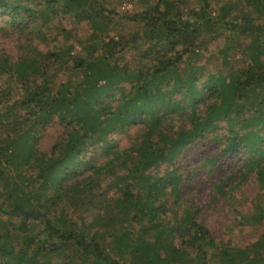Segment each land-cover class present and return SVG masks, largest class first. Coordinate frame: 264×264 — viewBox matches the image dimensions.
<instances>
[{"label":"trees","instance_id":"trees-1","mask_svg":"<svg viewBox=\"0 0 264 264\" xmlns=\"http://www.w3.org/2000/svg\"><path fill=\"white\" fill-rule=\"evenodd\" d=\"M247 4L254 7L252 13L242 9L214 17L205 2L184 18L174 0H157L152 6L155 13L147 9L129 17L147 24L140 37L147 46L137 65L129 68L117 61L136 40L99 37L90 43L86 56L70 57L69 67L80 74L75 80L55 83L48 72L50 65L59 63L60 52H51L49 61L41 55L14 63L0 55V75L7 71L9 78L29 85L9 107L24 109L21 123L27 125L17 130L18 137L3 144L9 152L6 163L23 181L33 180L37 185L29 193L17 186V200L8 210L0 207V215L8 222L18 218L17 224L7 226L20 231L28 219L45 224L43 236L24 235L18 241L6 226L0 232V264H40L39 252H57L62 243L92 255L91 264H264V233L243 248L229 247L197 221L201 205L183 199L193 190L192 173L176 162L189 146L208 141L216 152L205 157L207 163L213 165L224 155L239 156L244 164L241 176L255 170L264 187V0H247ZM61 6L73 10L77 20L93 21L100 28L95 20L104 7L97 0H0V13L24 28L34 25L39 15L47 19L58 14ZM205 29L222 30L226 41L239 45L246 65L230 73L204 74L190 62L180 69L191 47L196 55L193 45ZM123 83L128 84L127 90ZM54 118L64 126L63 137L50 152L42 153L35 146V133ZM222 126L224 134L218 131ZM131 127H137V132L128 137L127 145L115 147L110 135L126 133ZM99 146L112 156L96 165L86 156ZM8 166L2 171L10 176ZM24 166H34L35 172H29L32 177L21 175L18 167ZM159 166L165 167L163 173L151 174ZM87 167L95 177L82 175ZM120 167L125 171L117 175L119 196L114 199L99 193L102 169L115 175ZM135 183H142V189L134 190ZM223 186L220 182L215 187L227 197ZM9 196L13 197L11 191ZM65 201L76 208L83 201L93 203L111 230L120 221L127 223L114 229V243L113 232L108 233L118 257L106 249L103 233L91 232V224H78L69 217L62 206ZM182 202L188 206L178 215L176 206ZM168 214L173 217L169 219ZM263 218L264 213L255 215L256 221ZM155 229V239H150Z\"/></svg>","mask_w":264,"mask_h":264},{"label":"rangeland","instance_id":"rangeland-1","mask_svg":"<svg viewBox=\"0 0 264 264\" xmlns=\"http://www.w3.org/2000/svg\"><path fill=\"white\" fill-rule=\"evenodd\" d=\"M97 1L104 7V10L97 12L95 20L99 22L100 28L95 26L93 21L87 19L77 20L73 16V10H69L64 6H61V8L64 7L62 9L63 12L61 11L47 19L39 15L34 25L24 28L17 27L10 22L9 18L2 16L0 13V55L7 56L10 63H14L22 57L37 58L41 57V55L47 56L46 58L42 57V59L49 61L51 58L48 55L51 52H60L62 58L58 60L59 63L50 65L48 69L54 82L58 83L67 79L75 80L80 75L69 67L71 56H75L78 53L86 56L90 43L99 37L105 41L109 38H114L128 42L136 40V42L130 47H126L117 56V61L120 65L129 68L134 67L141 61L140 53L147 46L144 42H141L140 38L143 37L147 24L144 21L131 20L129 17L147 9L155 13L152 6L155 5L157 0ZM202 1L174 0V3L176 8L180 9L184 18L188 17L192 9L198 10L201 5H205V2L208 4L206 6L207 11L211 12L214 17L229 12L232 15L239 13L242 9L250 13L254 11V7L248 5L247 0ZM43 6L41 5L40 9L44 8ZM220 31L222 30H219V32L209 31V29L203 30L200 39L193 45L196 49V55L191 53V49H193L191 47L184 54L183 62L180 63V69L186 67L189 62L197 67H201L203 69L201 72L204 74L207 71L216 72L219 70L230 73L236 68L244 67L246 64L242 58L239 45H236L232 41H226L225 36L221 35L220 33L222 32ZM94 34L96 36H93ZM246 42L247 40L244 41L243 39L242 43L245 44ZM83 46L86 49H81ZM68 48H70L69 56L66 54ZM177 48H180L179 45ZM123 85L127 90L128 84L123 83ZM27 86L29 85L25 86L17 79L9 78L7 71L2 72L0 75V148H3L0 154V207L5 210H8L12 203L17 200L15 197L17 186L22 185L28 193L34 192L37 186L33 180H30L29 183L27 180L23 181L17 176L16 169L11 164L8 166L9 164L6 163L5 155L9 154V152L4 149L3 145L5 142L18 137L19 131L17 130L27 125L25 122L21 123L23 117L26 115L24 109L14 106L12 110H9L12 102L26 93ZM64 131V126L60 124L57 118L51 120L46 126H43L35 133L37 136L35 145L37 150L42 153L50 152L52 146L62 139ZM218 131L224 134L226 129L222 126ZM136 132L137 127H131L126 133L112 134L109 138L112 139L111 141L114 140V146L120 149L127 145L129 141L128 137L134 135ZM212 152H216L213 144L211 145L208 141L197 142L189 146L182 156L176 159V162L178 160L179 164L192 173L189 182L192 184L193 190L187 192L183 199H187L188 203L192 202L201 205L196 219L209 230L218 242L229 247L243 248L264 233V218L259 221L255 220V215L264 213V187H261V184L257 181L255 170L249 171L244 177L241 176V169H243L244 164L243 159L239 156L233 154L224 155L213 165L207 163L205 157L210 156ZM111 156L105 154L102 147L99 146L96 150L88 153L86 159L91 158L96 165H99ZM33 160L32 158L29 163L30 165L34 163ZM6 166H8L10 176L7 172H3L6 171ZM33 167H18V170H21V175L28 179V177H32L29 172H35ZM164 169V166H159L153 169L151 174H155L156 171L157 173H163ZM82 170V175L95 177V173L90 167L83 168ZM117 170L118 172L112 175L107 169H102L98 181L101 187L97 190L99 193L103 192L112 198L119 196L118 187L121 184L118 183L119 178H117V175L122 174L125 170L122 167ZM79 178L81 176L77 177V179ZM220 182L224 184L223 190L228 192L227 197L222 196L220 190L215 187ZM133 185L134 190L142 189V183H135ZM10 191L12 192V198L9 196ZM215 199L218 200L215 201ZM172 201L173 198H169L168 203L172 204ZM62 206L64 211L69 214V217L71 216L78 224H91V232L97 230L103 233L106 249L111 255L118 257L114 247H112L114 244L111 245L112 240L108 233H112L121 223L127 227L126 222L119 220L121 223L118 222L115 226L113 225V230H111L105 226L106 221L101 215L97 214L93 203L89 201L81 202V206L77 207L78 209L75 206H70L68 201H65ZM186 206L188 205L185 202L176 206L178 215ZM73 208L76 209L73 210ZM48 215L50 216L51 213ZM166 217L170 219L173 216L168 214ZM96 218L99 221L93 222V219ZM18 221L19 219L17 218L11 222L17 224ZM11 222H8L5 215H0V232L6 228L7 224L11 225ZM9 225L7 226L8 230L15 241L21 240L24 235L43 236L45 233V224L41 219L26 220L24 231H20L18 227ZM156 231L157 229L153 232L154 234L149 236L150 239H155L154 235ZM86 234H89L88 230ZM115 239L116 237L113 232V243ZM28 252H31V248ZM126 256L130 257L129 254ZM92 257L90 254H84L75 245L62 243L60 250L57 252H39L38 261L40 264H62L66 261H71L74 264H91ZM209 264H212V262H209Z\"/></svg>","mask_w":264,"mask_h":264}]
</instances>
